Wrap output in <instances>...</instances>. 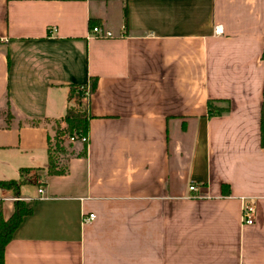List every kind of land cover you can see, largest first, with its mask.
I'll return each instance as SVG.
<instances>
[{
    "label": "crops",
    "instance_id": "1",
    "mask_svg": "<svg viewBox=\"0 0 264 264\" xmlns=\"http://www.w3.org/2000/svg\"><path fill=\"white\" fill-rule=\"evenodd\" d=\"M89 81L87 153L49 175L51 123ZM263 97L264 0H0V181L45 187L0 186L6 219L33 211L6 263L264 264Z\"/></svg>",
    "mask_w": 264,
    "mask_h": 264
},
{
    "label": "trees",
    "instance_id": "2",
    "mask_svg": "<svg viewBox=\"0 0 264 264\" xmlns=\"http://www.w3.org/2000/svg\"><path fill=\"white\" fill-rule=\"evenodd\" d=\"M82 84H75L71 86L70 97L71 99L76 97V106H70L67 109L66 115L62 119V121L56 120L55 123L58 124L57 130V143L56 147L53 148L51 143L52 137L48 138V154H49V167L47 173L49 175L56 174H64L68 170L67 164L60 165L57 162L55 156H53V151H66L65 146L73 147V142H69V137L73 136L75 133L77 134H87L89 132V119L90 113L86 112L83 109V99L86 97L85 90L82 89ZM96 82L92 81L90 92L95 91ZM212 109V107H211ZM64 124V126L62 125ZM261 131H262V145L264 146V97H263V105L261 112ZM68 141V142H67ZM71 156H80L85 155L87 153V145L84 143L83 147L80 151L76 152L73 148L70 151ZM29 168H22L21 173L29 171ZM21 182L19 180H7L0 181V186L4 188H14L16 190L19 189ZM32 209L27 206L25 200H16L15 201V210L12 216L6 219L3 215L2 209L0 208V264H7L5 261V251L7 245L13 239L14 232L21 225L25 216L30 215L32 213Z\"/></svg>",
    "mask_w": 264,
    "mask_h": 264
},
{
    "label": "built area",
    "instance_id": "3",
    "mask_svg": "<svg viewBox=\"0 0 264 264\" xmlns=\"http://www.w3.org/2000/svg\"><path fill=\"white\" fill-rule=\"evenodd\" d=\"M222 29L220 26H216V33H222ZM113 34L110 30L104 29L99 26H94L92 28L91 32V37H111ZM91 81H89L87 84H84L82 86V89L85 90L86 97L84 99H87L90 96V90H91ZM83 109L86 110V112L89 113L88 107H84ZM70 142H82L85 143L86 145L89 144V133L87 134H77L75 133L73 136L69 137ZM189 189L191 192H197L194 196L196 197H202L203 194H201L200 191V186L196 183H192L189 186ZM38 192L40 197H43V194L45 192V187L44 185L39 186ZM28 199V198H27ZM17 200H24L20 197L17 198ZM241 200V222L243 225H252L255 223V216L257 212V200L255 197L252 196H242L240 197ZM95 214L91 213L88 216H85L86 221H91L95 219Z\"/></svg>",
    "mask_w": 264,
    "mask_h": 264
},
{
    "label": "rangeland",
    "instance_id": "4",
    "mask_svg": "<svg viewBox=\"0 0 264 264\" xmlns=\"http://www.w3.org/2000/svg\"><path fill=\"white\" fill-rule=\"evenodd\" d=\"M73 100H74V104H73V106H76V97L75 98H73ZM84 100V99H83ZM82 106H84V105H82ZM63 126H64V124H62ZM51 132H52V140H51V143H52V145H53V148H55L56 147V143H57V139H56V136H57V130H58V124L57 123H55V122H52L51 123ZM68 141L70 142V140L68 139ZM67 141V142H68ZM77 142H73V144H76ZM77 144H79V142L77 143ZM65 146V150L66 151H53V156H55L56 157V159H57V162L60 164V165H65V164H67V161H68V159L71 157V153H70V151L72 150V148L76 151V152H78V151H80L81 149H82V145H80V146H73L72 148L71 147H68L67 145H64ZM40 172L41 171H39V170H29V171H26V172H23V173H19V175L18 176H16L17 178H19V182H21V184H20V186L21 185H26L27 187H25V190H24V192H22L23 194L25 193L26 195L27 194H33V193H36L37 192V184H38V182H39V179L40 178H38L37 176H38V174H40ZM35 184H34V183ZM15 192L16 193H18L19 192V190H16L15 189Z\"/></svg>",
    "mask_w": 264,
    "mask_h": 264
}]
</instances>
